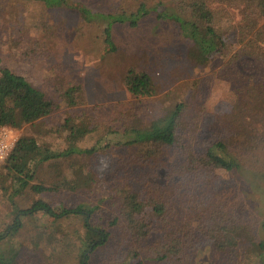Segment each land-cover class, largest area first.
Masks as SVG:
<instances>
[{
    "label": "rangeland",
    "instance_id": "rangeland-1",
    "mask_svg": "<svg viewBox=\"0 0 264 264\" xmlns=\"http://www.w3.org/2000/svg\"><path fill=\"white\" fill-rule=\"evenodd\" d=\"M155 1H161L170 10L174 7L171 0L68 2L105 14H130L141 2L150 8ZM259 3V0H233L230 4L214 5L223 51L198 65L187 57L193 44L178 34L175 24L159 20L153 11L135 26L128 21L113 24L115 50L111 51L103 40L107 21L85 22L66 5L46 7L41 1L0 0V67L24 76L59 105L49 116L11 127L15 142L20 136H30L40 146L62 151L68 146V133L62 130L67 118L78 116L93 129L77 141V146L81 149L97 146L99 150L64 160L68 163L63 168L64 175L76 189L44 194L53 205L74 206L80 201L99 204L94 216L97 227L107 229L111 236L106 245L91 254L92 264H136L143 258V253L138 258L126 254V245L131 240L122 229L124 221L117 202L129 190L150 197L161 194L175 180L168 175L166 165L173 162L176 151L160 149L152 153L149 146H117L118 132L145 127L180 101L189 105L183 120L195 144L224 138L242 166L237 175L223 170L203 171L196 178V185H201L198 193L217 192L231 207L239 203L235 200L238 194L233 192V188H238L245 214L248 209L253 213L249 218L264 237V59L237 57L243 45L238 41V33L241 34L244 25L250 29L244 43L256 37L264 56V16ZM232 58L236 60L229 63ZM131 68L152 78L156 87L154 96L135 99L130 95L123 80ZM236 72L242 77H237ZM70 86L80 89L75 94L74 106H69L63 96ZM8 187L7 183H0V232L11 226L15 217L12 203L6 197ZM172 191L162 195L169 203L176 202ZM36 198L35 193L25 190L13 198V203L25 209ZM234 207L241 213L240 207ZM114 217H118V223L109 229L108 222ZM51 221L37 215L23 220V228L13 235L10 232L0 250L17 246L15 264H79V238L85 232L81 221L75 217ZM152 241L155 239L145 241L143 247ZM197 247L193 263L210 264L215 251L204 242ZM226 257L222 255L223 259Z\"/></svg>",
    "mask_w": 264,
    "mask_h": 264
},
{
    "label": "trees",
    "instance_id": "trees-1",
    "mask_svg": "<svg viewBox=\"0 0 264 264\" xmlns=\"http://www.w3.org/2000/svg\"><path fill=\"white\" fill-rule=\"evenodd\" d=\"M34 1H41L46 7L66 5L74 9L85 22L107 21L108 24L102 31L103 40L111 51L115 50L111 36L113 24L128 21L135 26L142 17L153 11L159 20L175 24L178 34L193 44L187 51L190 62L203 65L216 52L223 51V42L216 30L214 5L221 2L230 4L233 0H171L174 10L167 9L161 1H155L150 8L141 2L130 14H105L92 11L81 4L69 5V0ZM259 1L260 13L264 16V0ZM249 32L250 29L244 25L241 34L238 33V41L243 45L237 57L263 60L256 37L244 43ZM234 60L236 59H230L229 63ZM236 73L237 77H242L240 73ZM123 83L135 99L149 98L156 94L152 78L144 71L129 69ZM78 90L77 86H70L64 91L63 96L69 106L76 105L75 94ZM188 106L187 102L180 101L147 126L129 127L123 133L118 132L120 138L117 146H149L152 153L160 149L176 151L173 162L166 165L168 175L175 180L161 194L150 197L149 194L129 190L118 199L119 215L124 221L122 229L131 240L126 245V254L138 258L143 253V258L136 264L147 260L150 262L148 264H195L192 261L193 253L198 244L204 242L216 253L210 264H264V237L260 236L249 218L253 213L248 209L245 214L246 208L240 200L238 188H233V192L238 194L239 198L235 197V200H239V203L236 202L231 207L217 192L197 191L201 185H196V178L203 171L223 170L227 174L237 175L242 166L236 152L224 138L203 140L195 144L194 139L186 132L183 120ZM58 108L55 101L49 99L24 76L7 67H0V128H18L23 124L33 123L53 114ZM89 126V122L78 116L67 118L62 130L68 133V146L62 151L40 146L30 136H20L16 140L3 161L0 175V183L9 185L6 197L12 203L15 217L12 225L0 232V245L7 241L10 232L13 235L23 228V220H31L36 215L45 216L52 223L73 217L81 221L85 232L79 238V264H92L91 254L108 243L110 231L97 227L94 218L99 209L98 203L80 201L74 206L53 205L44 198V194H60L64 190L76 189L64 175L63 168L68 164L64 160L72 159L75 155L93 154L99 150L97 146L87 149L77 146L79 139L92 132L93 129ZM45 173L52 176H46ZM25 190L32 191L37 198L28 208L19 209L13 203V198ZM120 190L124 192V189ZM169 190H173L171 195L176 202L169 203L162 197ZM234 206L240 207L241 213ZM117 223L118 217L110 219L108 228H114ZM262 230L264 231V224ZM152 238L155 241L143 247V243ZM18 252L17 246L1 249L0 264H15ZM218 253L221 256L218 257ZM222 255L227 257L223 259Z\"/></svg>",
    "mask_w": 264,
    "mask_h": 264
},
{
    "label": "built area",
    "instance_id": "built-area-1",
    "mask_svg": "<svg viewBox=\"0 0 264 264\" xmlns=\"http://www.w3.org/2000/svg\"><path fill=\"white\" fill-rule=\"evenodd\" d=\"M12 133V129L9 126L0 128V163L4 161L14 146L15 139Z\"/></svg>",
    "mask_w": 264,
    "mask_h": 264
}]
</instances>
